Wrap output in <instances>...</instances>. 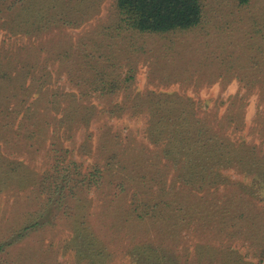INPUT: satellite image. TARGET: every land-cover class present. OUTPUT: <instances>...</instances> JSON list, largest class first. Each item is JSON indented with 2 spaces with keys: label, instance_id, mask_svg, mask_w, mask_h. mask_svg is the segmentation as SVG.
Returning a JSON list of instances; mask_svg holds the SVG:
<instances>
[{
  "label": "rangeland",
  "instance_id": "obj_1",
  "mask_svg": "<svg viewBox=\"0 0 264 264\" xmlns=\"http://www.w3.org/2000/svg\"><path fill=\"white\" fill-rule=\"evenodd\" d=\"M9 1L42 25L0 30V89L11 98L0 115V156L9 160L0 169V243L11 242L0 263L159 264L141 253L148 243L187 264H217L224 257L209 256L226 250L264 264L249 238L264 234V166L252 159H264V0H201L196 28L165 34L126 28L116 0ZM98 71L108 83L124 80L98 95ZM71 94L100 110L87 125L66 118ZM115 105L127 108L106 112ZM181 107L214 128L212 142L229 139L234 149L228 162L205 159L220 175L211 186L179 177L203 149L196 138L184 146L170 125L167 108ZM150 120L168 123L157 124L158 138ZM240 144L250 154L237 153ZM63 155L76 161L77 180L97 167L99 184L76 181L43 225L13 241L39 214V182Z\"/></svg>",
  "mask_w": 264,
  "mask_h": 264
},
{
  "label": "trees",
  "instance_id": "obj_2",
  "mask_svg": "<svg viewBox=\"0 0 264 264\" xmlns=\"http://www.w3.org/2000/svg\"><path fill=\"white\" fill-rule=\"evenodd\" d=\"M246 1L248 0H241V3ZM16 2L17 1L0 0V30L13 34L27 32L30 26L29 22H31L33 29H38L39 26L42 25H40V15L33 13L29 15L31 12L27 13L25 9L26 7L23 6H21L19 10H15ZM116 7L121 16V22L126 28L139 33L150 34H165L192 30L201 23L204 13L201 0H116ZM34 18L37 19V21ZM100 72L101 71H98L95 78L91 80V83H98V87H95V89H98L101 92L98 95L107 96V94H113L115 92L114 88L116 84L124 79L120 77H112L113 79L108 83L107 78H109V76H105ZM3 76H6V74L3 73ZM1 81L6 85L8 77H2ZM78 95L79 94H71V99L73 100L72 104L70 103L71 110L67 111L65 116L67 118L68 115H71L76 122L87 125L90 119L95 114H98L100 110L96 109L94 106L91 107L84 105L79 101ZM261 96L264 98V94ZM9 99H11L10 96H8V94L3 95L0 89V115H5V113L10 112L9 108L6 107ZM126 108L127 107L124 105H115L106 109V112L112 115H121L125 112ZM144 110L145 109L141 110L136 108L134 113L141 114ZM166 112L170 117L172 116V119L169 122L170 125H173L178 129L176 135L181 136L182 141L183 139L189 141L186 142V145L184 144V146L191 144L190 141H193L196 138L201 142V146L203 147L200 151L199 158H193L185 163L179 177H182L187 182L199 187L211 186L215 182H218L220 175L217 174L214 177L211 176L205 159L213 158L216 162L224 160L228 162L232 159L228 156V154L233 155L234 152L229 139L225 140L224 138L223 142H212L211 138L217 135L216 131L209 124H204L203 122L198 123L195 118V113L190 109L167 108ZM2 118L0 117V119ZM160 123L163 126V129H165L168 124L150 120V126L154 128L153 134L156 138L161 134L159 130H163L157 125ZM70 131L71 130H68L65 135L70 137ZM75 144H77V142H75ZM86 145L85 139L80 146L86 147ZM238 147L237 153L250 154L243 150L244 144H240ZM70 155H72V153ZM238 155L239 154H237V156ZM235 158L238 160H244V157L242 156L236 157L235 155ZM252 159L253 162H259L261 166H264L263 158H259V160L256 158ZM6 162L9 163V160L0 156V169L1 166H6ZM76 166V161L71 159V157L68 160L65 159V155L55 157L50 170L51 172L44 176L39 182V191L40 193L44 191L45 194L42 208L33 220L24 224L23 227L17 231V236L13 241H16L25 235L26 232L43 225L47 221L46 218L49 217L48 212L50 207L57 206L60 208L59 206L62 205V201L65 199V196H67V193H64V190H70L72 186H75L76 181H81L86 184H99L101 173H99L97 167H95L94 170H90L89 175H85L77 180V177H75ZM6 170L11 172L16 169L15 167L2 168V171ZM161 190H163V188ZM248 192L253 194L254 191L249 188ZM140 201L141 199H139V202ZM163 202L165 205H170L168 200H163ZM154 206H157V204ZM249 238L252 240L251 244L257 246V249H255L251 255L259 258V262H261V260L263 261L264 234H261L259 229L256 228L249 235ZM245 242L246 241H243V244H245ZM10 243H0V253L4 250V246ZM159 249H162L160 248V245L147 243L145 246L141 247L140 251L147 259H150L151 256L158 257L159 264H187L180 256L176 257L171 254H163L161 256L158 251ZM202 255L203 252L200 253V256ZM219 255L224 258H221L222 262H218L217 264H253V262L245 261V257L238 252H234V250H226L222 254L213 252L209 257L217 258Z\"/></svg>",
  "mask_w": 264,
  "mask_h": 264
}]
</instances>
